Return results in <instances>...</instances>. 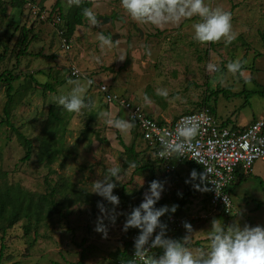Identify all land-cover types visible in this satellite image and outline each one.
<instances>
[{"label":"rangeland","instance_id":"374dc122","mask_svg":"<svg viewBox=\"0 0 264 264\" xmlns=\"http://www.w3.org/2000/svg\"><path fill=\"white\" fill-rule=\"evenodd\" d=\"M55 1L47 0L43 9L34 4L39 9L38 16H33L27 6L10 9L0 24V52L5 54L0 73L10 71L19 75L13 83L16 104L11 122L35 141L46 122L48 108L61 107L56 97L68 93L74 87L72 81L84 88L86 106L78 113H71L64 136V154L50 168L37 159L36 149L31 159L23 162L24 150L15 134L0 125V177L8 184H19L37 194L45 193L48 184H59L65 179L75 188L78 198L74 200L71 195L73 200L63 207L62 217L46 222L35 236H24L22 222L5 234L0 233V264H115L116 253L123 248L128 233L135 229L122 230L126 216L143 197L149 182L154 179L163 182L159 199L164 200L162 206L176 205L185 186L172 172L166 173L156 165L153 153L139 136L134 140L129 132L122 133L105 123L100 116L103 112L110 118L128 117L120 106L105 103L97 88L105 85L112 93L132 99L137 106L153 109L150 116L158 121H172L191 112L208 97L218 124L242 127L253 118H263L264 0H204L210 8L219 7L231 13L235 38L230 43H225L223 37L218 41H195L192 24L199 20L195 15L156 26L131 18L120 7V0H90L96 18L106 17L110 21L101 24L98 20L99 24L94 26L85 19L75 28L68 50L61 47L58 25L53 26L56 14L50 11ZM75 1L59 0L61 12L65 13ZM21 27L32 28L26 34L34 39L29 42V54L16 59L15 43L22 38ZM97 33L111 37L112 43L102 45ZM115 35L118 37L113 39ZM237 59L241 62V78L238 72H229L226 67ZM209 64H215L216 70L209 69ZM71 68L77 69L81 76L72 78ZM61 79L67 81L56 85L53 92H44L38 86ZM157 90H166L167 96L159 95ZM145 95L150 102H145ZM5 100L4 87L0 84V122ZM117 137L125 145L134 141L144 169L126 166ZM117 164L121 174L114 181L113 194L119 197V204L112 211L114 206L110 202L92 192V182L102 179L107 169ZM262 180L235 183L229 215H222L211 206L205 191L171 214L191 224L192 232L182 243L194 257L210 250L207 233L214 218L225 226L233 223L241 227L264 226ZM98 202L106 210L103 214L106 237L94 230L98 217L102 216ZM109 215L116 216L114 223L109 221ZM169 228V238L180 240L187 234L183 225L179 230Z\"/></svg>","mask_w":264,"mask_h":264},{"label":"clouds","instance_id":"9594fccd","mask_svg":"<svg viewBox=\"0 0 264 264\" xmlns=\"http://www.w3.org/2000/svg\"><path fill=\"white\" fill-rule=\"evenodd\" d=\"M120 7L134 20L149 22L156 26L179 21L182 17L198 16L199 20L192 24V38L197 42L218 41L223 37L225 43H230L235 38V33L232 32L231 13L219 7L210 8L204 0H120ZM82 15L89 24L94 26L99 24L96 14L90 8H84ZM97 38L102 45L112 43L111 37L103 33H97ZM123 59L124 57H121V60ZM208 67L216 70L217 66L209 64ZM226 67L229 72L237 73L241 70V62L239 59L233 60L227 63ZM71 83L74 87L68 93L56 97V103L68 112L78 113L86 106L82 96L84 88L75 81ZM88 83L90 84L91 81ZM157 91L159 95L167 96L166 90ZM144 100L150 102L146 95ZM100 116L104 118L107 125L122 133L129 132L134 126L131 119L110 118L107 112L101 113ZM191 120V117H186L177 126L176 142L166 144V151L182 153L185 142L197 135L199 125L191 123ZM165 135L171 134L165 132ZM129 167L134 168L135 163H130ZM210 172V168L200 173L193 169L185 183L199 180V183L193 184V188L209 191L204 182ZM120 174L121 167L117 164L109 167L107 175H103L102 179L92 182V192L110 202L114 206L112 211L119 204V197L113 194V189L116 187L114 181L119 179ZM163 189V182L155 179L150 181L142 201L126 216L122 230L127 231L130 227L139 229L133 244L134 258L128 261V264H136L135 258H144L152 247H158L162 249V252L159 256L148 257L147 264H264V226L259 224L255 226L244 224L241 227L238 223H233L225 226L221 220L212 219L207 233L210 250L206 254L200 252L196 257L182 243L192 232L191 224L184 222L183 227L187 234L182 239L167 237L165 235L167 226L161 222L160 217L165 213H174L177 205H164L158 208L154 206L160 199ZM214 191L216 195H219L216 186ZM97 207L102 216L98 217L94 230L106 237L107 228L103 223V214L106 210L100 202L97 203ZM108 219L114 223L116 216L109 215ZM157 229L159 231H156Z\"/></svg>","mask_w":264,"mask_h":264},{"label":"trees","instance_id":"16d2710c","mask_svg":"<svg viewBox=\"0 0 264 264\" xmlns=\"http://www.w3.org/2000/svg\"><path fill=\"white\" fill-rule=\"evenodd\" d=\"M46 1L47 0H29L30 3L36 4L40 9H43V3ZM26 4V0H0V24L7 18L10 9L20 10L23 6H26ZM91 5L92 2L90 0H76L75 3H73L64 13L61 12L62 8L59 0L55 1L50 14H56L55 16H58L61 20V25L58 24V28L62 31V38L66 39L68 42L70 41L75 28L82 25L83 21L86 19L82 15V10L84 8H90ZM47 18L49 19L50 16ZM31 31L32 28L26 30L24 27H21L20 34L22 38L19 41L17 40L15 43V46H18L15 54L16 59L19 58V55L23 56L29 54V42H31L34 37L31 36L27 38V34ZM21 44L23 46H21ZM4 58V52H0V64L3 62ZM237 74H239V77L241 78L239 71ZM47 78H50L49 73L47 74ZM18 79L19 75H13L10 71H3L0 73V84L4 87L6 98L2 108L3 119L1 120L0 125H5L12 133L15 134L17 142L24 150V156L21 159L23 162L29 161L33 151L36 149L37 159L42 161L44 166L50 168L59 159V157L64 154V136L72 112H68L62 107L50 106L47 110L46 122L40 133L36 136L35 141L26 137L11 122L12 112L16 104V90L14 89L13 83ZM30 80L35 83L34 78H30ZM66 81L67 79H61L56 82L54 81V83L47 81L43 84H39L38 86L44 92H53L56 85H62ZM203 107L208 108L210 112L215 115L214 107L209 104V97L205 98L200 105L192 111H196ZM158 123L162 124L163 121H158ZM223 125L227 126V123H224ZM130 134L134 137V140L137 136L141 138L135 123L130 130ZM117 139L120 146L123 148V153L126 157V166L130 163H135L136 169H144L146 166L140 165L139 163V153L135 150L134 141H132L129 145H125L119 137H117ZM34 143H36V145ZM146 147L152 152L147 145ZM185 163L190 166L191 170L195 169L197 173L203 172L196 164L192 162ZM172 164H174V162ZM237 173L238 171L235 172V181L236 183H240L245 179V177L244 175H237ZM241 174L243 173L241 172ZM187 179L188 178H186L185 181ZM194 183H199V180L183 184L185 189L180 196L176 210H178L181 206L186 205L191 197L202 192L193 188ZM74 189L75 188L68 181L63 179L59 184H48L47 191L45 193L37 194L22 188L19 184H8L0 177V233L5 234L8 229L12 228L18 222H22L21 227L25 237L29 238L31 234L33 236L37 235L39 228L46 222L53 220L54 217H62L63 207L73 200L71 195L74 200L78 198V193ZM158 201H160V204L157 205L156 203V205H154L157 208L162 206L164 200L161 199ZM133 207H136L135 203L132 205L131 210ZM215 209H217L220 214L224 215L220 208L216 207ZM171 214L172 213H168V215ZM170 229L171 228L166 227V236L168 234L167 230ZM135 230L136 229H133L128 233L126 240L124 241L123 248L116 253L115 264L118 261L126 260L128 258V254L130 252L129 237ZM177 230H179V228ZM161 252L162 249L156 247L152 256H159ZM76 264L80 263L78 262Z\"/></svg>","mask_w":264,"mask_h":264},{"label":"built area","instance_id":"2783aa9c","mask_svg":"<svg viewBox=\"0 0 264 264\" xmlns=\"http://www.w3.org/2000/svg\"><path fill=\"white\" fill-rule=\"evenodd\" d=\"M26 1V6L30 8L32 15L38 16L37 6L30 3L29 0ZM40 18L43 19V16L40 15ZM52 22L55 26L61 20L58 16H54ZM59 34L62 35V31ZM61 47L64 50L70 48L69 42L64 38H62ZM70 74L74 78L81 76L75 68L70 69ZM98 92L105 103L115 104L125 109L128 119L137 125L141 139L152 150L154 158L166 173L174 169L173 161L192 162L202 171H207L210 168L211 172L205 180V185L210 189L205 191L208 201L214 208H220L224 215L231 213L232 200L229 189L235 182V172L239 170L243 174H247L256 162L264 161V117L254 120L243 129H234L218 124L215 115L208 108L203 107L160 124L156 119L147 116L131 100L112 93L105 85H99ZM186 117H191L190 122L199 125L197 135L185 142L182 153L166 151V144L176 142L175 131ZM165 132L171 135H165ZM213 184L219 195H216ZM142 199L143 197L138 199L135 206H138ZM160 220L167 227L180 228L184 224L183 220H179L173 215L161 216ZM138 232L139 229H136L129 237L128 258L118 261L116 264H128V261L134 258L133 244ZM155 249L156 247L149 248L144 258H135L136 264H147V258L152 257Z\"/></svg>","mask_w":264,"mask_h":264},{"label":"crops","instance_id":"0c3cea01","mask_svg":"<svg viewBox=\"0 0 264 264\" xmlns=\"http://www.w3.org/2000/svg\"><path fill=\"white\" fill-rule=\"evenodd\" d=\"M97 90H98V88H97ZM99 93V92H98ZM129 98V97H128ZM156 98H159V97H156ZM131 99V98H130ZM132 100V99H131ZM152 100H154V97H152ZM134 102V101H133ZM154 102H155V100H154ZM156 103V102H155ZM137 104V103H136ZM139 107L142 109V111L147 115V116H149V117H151L150 116V114L153 112V109H149V110H146L144 107H141L140 105H139ZM122 108V107H121ZM146 110V112H145V110ZM156 108H158L157 106H156ZM123 109V108H122ZM215 109V108H214ZM124 110V112H126L125 111V109H123ZM127 113V112H126ZM215 113V112H214ZM153 114V113H152ZM151 118H153V119H155L154 117H151ZM257 119H259V118H257ZM256 118H253L251 121H249L245 126H247L248 124H250L252 121H254V120H257ZM157 120V119H156ZM166 120H164L163 122H165ZM245 126H242V127H237L236 125H234V126H232V127H234V128H237V129H243ZM129 133H130V131H129ZM141 139V138H140ZM142 140V139H141ZM143 141V140H142ZM144 142V141H143ZM145 143V142H144ZM125 144V143H124ZM146 144V143H145ZM120 145V144H119ZM154 161L156 162V165H158L159 167H160V169H163L162 167H161V164L158 162V161H156L155 160V158H154ZM174 162V164H173V166H174V169L171 171L172 172V175H174L175 177H177V178H179L183 183H185V179L186 178H188L189 177V173H190V171H191V169H190V166L187 164V163H185V162H177V161H173ZM170 173V172H169ZM237 175H244V177H245V179L244 180H242V181H246V180H249V179H255V180H262L263 178H264V161H258V162H256L253 166H252V168H251V170L247 173V174H241V171H239L238 170V173H237ZM247 176V177H246ZM262 182H263V180H262ZM235 183H236V181H235ZM235 183H233V185L230 187V195H231V200H232V198H233V189H232V187L233 186H235ZM241 183V182H240ZM177 205V204H176ZM136 229V228H135Z\"/></svg>","mask_w":264,"mask_h":264},{"label":"water","instance_id":"95a60500","mask_svg":"<svg viewBox=\"0 0 264 264\" xmlns=\"http://www.w3.org/2000/svg\"><path fill=\"white\" fill-rule=\"evenodd\" d=\"M97 20L100 21L101 24H106L110 21V18H106V17H98ZM118 35L112 36V38H117Z\"/></svg>","mask_w":264,"mask_h":264}]
</instances>
